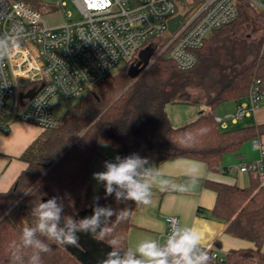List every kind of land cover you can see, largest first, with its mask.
Instances as JSON below:
<instances>
[{
  "label": "trees",
  "instance_id": "trees-1",
  "mask_svg": "<svg viewBox=\"0 0 264 264\" xmlns=\"http://www.w3.org/2000/svg\"><path fill=\"white\" fill-rule=\"evenodd\" d=\"M19 1L39 11L43 6L40 0ZM195 2L198 7L204 0ZM250 9H254L250 4H240L239 18L216 30L205 47L196 52L198 62L193 69L179 70L166 50L149 63V67L125 91L138 74L133 68V57L118 73L110 72L98 87L69 103L59 126L44 130L21 156L28 164L27 169L8 192L0 193L1 219L46 173L0 222V264H29V258L37 250L24 245L22 231L25 227H36L38 215L33 209L41 201L56 198L63 206L61 219L64 222L68 218L77 223L83 219L82 212L94 198L89 181L91 168L102 156L104 146H113L122 159L134 153L147 157L148 164L191 159L205 163L209 171L218 172L226 169L223 167L224 156H240L245 143L264 137V123L249 127L231 126L224 130L215 121V111L220 105L228 102L240 104L246 99L253 80L264 78V55L257 56L250 64L232 71L230 77L219 82L199 74V68L213 59L215 46L235 32ZM168 42L167 36L152 37L145 46L155 59ZM173 103L207 106L212 113L202 111L196 120L174 127L167 112V106ZM4 121L0 117V124ZM206 186L217 194L211 218L225 223L227 234L254 244L253 248L229 251L227 264H264V187L253 176L247 187L213 181H207ZM97 198L103 208L114 212L129 210L128 218L122 222H116L115 216L105 220V231L110 233L99 236L108 244L117 240L116 250L126 256L132 252L128 247V234L133 227L131 217L135 202L117 200L115 193L106 195L104 184ZM205 213L199 209V214ZM36 238L48 243L51 249L40 254L41 264H81L61 244L49 241L38 231ZM165 244L166 241L160 246ZM216 244L219 248L220 243ZM207 254L213 264H217L211 253ZM171 260L169 257V264Z\"/></svg>",
  "mask_w": 264,
  "mask_h": 264
},
{
  "label": "built area",
  "instance_id": "built-area-1",
  "mask_svg": "<svg viewBox=\"0 0 264 264\" xmlns=\"http://www.w3.org/2000/svg\"><path fill=\"white\" fill-rule=\"evenodd\" d=\"M82 19L51 28L39 10L19 0H0V38L12 37L10 54L0 60V131L8 133L14 122L54 129V99L71 103L98 87L122 61L130 60L148 39L169 37L162 50L181 71L193 69L196 52L205 47L213 33L240 15V4L264 11V0H72ZM188 8L179 14V7ZM181 16L174 33L169 22ZM146 41V42H144ZM26 85V86H25ZM26 94L31 96L25 97ZM264 110V78H255L246 99L235 113L215 117L224 130L242 118L258 120ZM204 112L211 114L210 107ZM260 156L223 169V173L248 174L264 187V137L255 139ZM168 236L180 226L168 217ZM217 264H227L226 254L216 247L203 249Z\"/></svg>",
  "mask_w": 264,
  "mask_h": 264
},
{
  "label": "crops",
  "instance_id": "crops-1",
  "mask_svg": "<svg viewBox=\"0 0 264 264\" xmlns=\"http://www.w3.org/2000/svg\"><path fill=\"white\" fill-rule=\"evenodd\" d=\"M204 107L198 106V117L204 111ZM259 114H264V110H261ZM169 117L174 127H180L179 125L186 121L184 117H181V120L171 117L170 114ZM197 118L187 119L194 121ZM255 122L261 124L258 120ZM220 128L223 129L221 126ZM43 132L42 128L21 121L14 122L8 133L0 131V193L8 192L21 173L27 169L28 164L21 159V156ZM146 167L153 169L156 174L152 186V198L151 203L146 206L135 203L131 217L133 227L128 234L130 251L139 255L137 249L140 243L155 241L161 245L167 241L168 217H177L180 228L191 227L197 230L201 236L203 249L214 246L222 254H227L232 250L254 247V244L249 241L227 234L226 224L211 218L210 213L216 205L217 194L206 186L207 181L238 185L237 182L241 179L245 183L247 181L245 174L236 173L240 176H235L234 173V176L230 177L222 170L209 171L205 163L191 159H177L161 164L149 163ZM192 175L198 178L193 181ZM250 179L249 175V182ZM162 186L164 190H161ZM175 186H186V190H180ZM241 187L247 186L243 184ZM199 209L207 213L201 215ZM217 242L220 243L219 248ZM141 259L144 258L141 257ZM209 264H213L211 259Z\"/></svg>",
  "mask_w": 264,
  "mask_h": 264
},
{
  "label": "clouds",
  "instance_id": "clouds-1",
  "mask_svg": "<svg viewBox=\"0 0 264 264\" xmlns=\"http://www.w3.org/2000/svg\"><path fill=\"white\" fill-rule=\"evenodd\" d=\"M13 38H0V60L10 54ZM116 162H105V171L94 172L92 178L105 186L106 195L115 193L117 200H130L137 205H149L152 198V186L155 172L146 167L147 157L132 154L124 157L117 156ZM142 170V171H141ZM195 181L198 177L192 175ZM180 190H186V186H175ZM164 190V186L161 187ZM29 193L26 192V195ZM98 199V198H94ZM63 206L57 203L56 198L41 201L33 213L38 215V223L35 228L25 227L22 231L23 243L26 247L37 251L29 258V264H41V253H48L51 249L48 243L36 238L37 231L45 235L49 241L62 245H75L79 241V234L83 233L93 238L106 236L110 231H105V220L112 216L116 222L126 220L128 209L114 212L108 208H95L90 217L81 219L78 223L68 218L63 227L60 226ZM117 240L113 239L110 246L113 249L108 252L98 264H209L210 257L201 246V236L197 230L191 227H177L167 238L166 244L161 247L155 241H145L139 244L138 253L144 259H138L129 252L121 257L116 250Z\"/></svg>",
  "mask_w": 264,
  "mask_h": 264
},
{
  "label": "rangeland",
  "instance_id": "rangeland-1",
  "mask_svg": "<svg viewBox=\"0 0 264 264\" xmlns=\"http://www.w3.org/2000/svg\"><path fill=\"white\" fill-rule=\"evenodd\" d=\"M42 2V9L40 10L42 18L51 28L59 27L66 24L67 22H78L82 19V16L73 3L72 0H40ZM191 8L185 4L179 7V14H183L187 9ZM254 8V7H253ZM255 9V10H254ZM250 9L242 24L236 28L235 32L223 38V40L214 48V56L210 62L199 68V74L205 75L210 78L213 82H219L221 79L230 77V73L244 65L250 64L257 56L264 55V12L259 9ZM213 37V36H212ZM211 37V38H212ZM211 40V39H210ZM146 42V41H144ZM152 52L148 46H142L134 55L133 68L136 69L135 73L141 72L152 59ZM129 61V60H127ZM126 61L119 63L112 71V74L118 73L124 66ZM141 66L138 68V64ZM69 103L65 102L60 96L54 99V115L55 118L60 120L66 113ZM236 102H228L220 105L216 111V117L224 118L229 114L235 113L237 106ZM167 112L171 117H176L181 120L184 117V123L191 122L197 118L198 105H186L173 103L167 106ZM264 123V114L258 115V123ZM256 122L251 118H242L237 124L232 127H249L255 125ZM104 149V150H103ZM102 157H98L93 163L90 174V182L92 183V189L94 198L100 194L103 183H99L92 178L94 172L105 171V162L115 161L117 154L113 146H104L101 150ZM260 152L254 147L253 141H248L244 144L241 155L237 156L234 154L226 155L223 158L224 167H234L240 162L255 161L259 158ZM225 174V173H224ZM227 176H234L231 173H226ZM247 181L245 183L240 179L237 184L238 186L249 185V175L245 174ZM235 176H240L236 174Z\"/></svg>",
  "mask_w": 264,
  "mask_h": 264
},
{
  "label": "water",
  "instance_id": "water-1",
  "mask_svg": "<svg viewBox=\"0 0 264 264\" xmlns=\"http://www.w3.org/2000/svg\"><path fill=\"white\" fill-rule=\"evenodd\" d=\"M180 20H181V16H177L175 17L174 19H172L170 22H169V31L171 33H174L177 28L179 27L180 25ZM163 54V51L154 59L156 60L159 56H161ZM141 66V63L138 64V68ZM149 66H146L140 73L137 74V76L135 77V79L133 80V82L125 89V91L142 75V73L148 68ZM26 86V85H25ZM124 91V92H125ZM123 92V93H124ZM121 93V95L123 94ZM120 95V96H121ZM28 96H31L29 94H26L25 97H28ZM119 98V97H118ZM117 98V99H118ZM114 103V102H113ZM112 103V104H113ZM104 114V113H103ZM102 114V115H103ZM101 115V116H102ZM86 132V131H85ZM84 132V133H85ZM83 133V134H84ZM83 134L79 137V139L83 136ZM78 139V140H79ZM77 140V141H78ZM76 141V142H77ZM75 142V143H76ZM74 143V144H75ZM73 144V145H74ZM72 145V146H73ZM71 146V147H72ZM70 147V148H71ZM69 148V149H70ZM68 149V150H69ZM68 150L62 155L64 156ZM61 156V157H62ZM60 157V158H61ZM60 158L55 162V164L60 160ZM46 174V173H45ZM44 174V175H45ZM43 175V176H44ZM42 176V177H43ZM41 177V178H42ZM41 178L36 181L28 190L27 192L29 193L33 188L34 186L41 180ZM26 196V193L11 207V209H9V211L1 217L0 219V222L8 216V214L11 212V210ZM97 198V197H96ZM103 208L102 207V204H101V200L98 198V199H92L90 202H89V206L88 208L82 212V217L83 219L84 218H87V217H90L92 214H93V210L95 208ZM64 220L61 219L60 221V226L63 227L64 225ZM105 223V222H104ZM79 241L77 244L75 245H62L67 251H69L81 264H98V261L100 259H103L106 254L110 251H112L113 249L111 248L110 244L106 243L105 241H103L102 239L99 238V236L93 238L89 235H86V234H79ZM120 254L121 257H124V254L121 250H117Z\"/></svg>",
  "mask_w": 264,
  "mask_h": 264
}]
</instances>
